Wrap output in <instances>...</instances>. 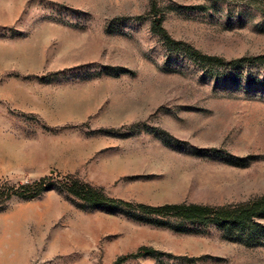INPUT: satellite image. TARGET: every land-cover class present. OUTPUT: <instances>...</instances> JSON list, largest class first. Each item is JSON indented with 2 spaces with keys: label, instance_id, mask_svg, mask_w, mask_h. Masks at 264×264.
I'll return each mask as SVG.
<instances>
[{
  "label": "rangeland",
  "instance_id": "374dc122",
  "mask_svg": "<svg viewBox=\"0 0 264 264\" xmlns=\"http://www.w3.org/2000/svg\"><path fill=\"white\" fill-rule=\"evenodd\" d=\"M40 180L0 205V264H264V217L135 209L264 195V0H0V188Z\"/></svg>",
  "mask_w": 264,
  "mask_h": 264
},
{
  "label": "trees",
  "instance_id": "16d2710c",
  "mask_svg": "<svg viewBox=\"0 0 264 264\" xmlns=\"http://www.w3.org/2000/svg\"><path fill=\"white\" fill-rule=\"evenodd\" d=\"M166 41L168 42L169 40L166 38ZM192 56L199 64L223 63L222 60L218 58L201 55L197 51H194ZM44 181L45 180H40L31 185L21 186L18 189L0 188V205L13 195L24 197L25 194L22 191L25 189H33L34 192L32 195H38L45 189ZM64 187L66 192L89 207H106L111 209L117 207L132 209L134 207L132 204L107 198L97 190L79 182H73V184L65 185ZM135 209L148 217H154L156 219L154 220L155 223L161 226H169L171 221H175L177 223L190 222L199 224H216L221 227L246 228L252 220L264 217V195L252 202L236 207L213 208L181 203L166 204L160 207L137 205L135 206ZM154 253L155 251L151 248L140 247L135 253L120 258L118 261L129 258L136 259Z\"/></svg>",
  "mask_w": 264,
  "mask_h": 264
}]
</instances>
